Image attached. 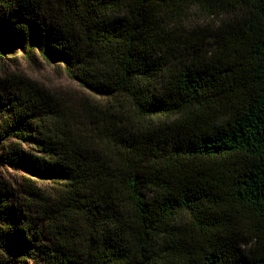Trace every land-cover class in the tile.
Listing matches in <instances>:
<instances>
[{
	"label": "trees",
	"instance_id": "trees-1",
	"mask_svg": "<svg viewBox=\"0 0 264 264\" xmlns=\"http://www.w3.org/2000/svg\"><path fill=\"white\" fill-rule=\"evenodd\" d=\"M198 4L231 15L216 47L169 55ZM9 53L93 101L4 82L0 164L54 195L0 175V264H264V0H0Z\"/></svg>",
	"mask_w": 264,
	"mask_h": 264
},
{
	"label": "rangeland",
	"instance_id": "rangeland-1",
	"mask_svg": "<svg viewBox=\"0 0 264 264\" xmlns=\"http://www.w3.org/2000/svg\"><path fill=\"white\" fill-rule=\"evenodd\" d=\"M164 18V26L161 29L163 40L167 41V44L163 46L164 50L169 52V55L176 51H183L176 55L188 57L195 55L199 49L216 47L218 30L225 21L231 18V15L226 11L210 12L206 6L198 4L191 6L179 17L165 15ZM0 81L3 84L9 83L8 86L11 87L17 82L22 83L21 85L32 82L55 96L61 99L65 98L77 105L88 100L93 101V97L67 75L63 65L47 63L42 59L31 62L21 53H9L0 57ZM8 86L5 84L0 91L4 99L14 90ZM2 107L4 109L0 108V119L8 111L5 105ZM22 145L23 152L38 153L35 145H30L28 142H24ZM2 164L3 162L0 164V175L4 179L12 180L15 184H20L23 179L30 176L26 169L5 168ZM30 183L38 187L44 195H54L52 183L46 180L31 177ZM247 249L248 246H245L244 250L247 251Z\"/></svg>",
	"mask_w": 264,
	"mask_h": 264
}]
</instances>
